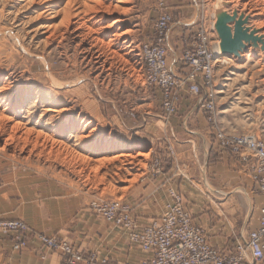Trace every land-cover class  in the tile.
<instances>
[{"label":"rangeland","instance_id":"rangeland-1","mask_svg":"<svg viewBox=\"0 0 264 264\" xmlns=\"http://www.w3.org/2000/svg\"><path fill=\"white\" fill-rule=\"evenodd\" d=\"M23 1L0 0V94L23 98L21 106L16 107L15 101L10 104L13 122H0V181L13 172L24 173L38 184L54 185L59 194L82 209L91 211L92 203L120 202L130 205L134 216L136 205L132 199L143 197L145 180L169 172L175 177L178 190V180L189 181L180 193L168 188L163 209L171 189L182 198L194 224L204 230L209 245L217 247L213 244L217 236L208 231L217 218L233 228L231 246L235 249L243 245L244 233L251 232L248 223L258 218L255 203L263 198L254 185L252 194L244 188L246 180L230 163L233 156L246 154L222 147L216 133L219 130L228 138L249 135L264 143V58L256 49H247L241 55L246 58L239 59L222 56L214 49L213 79L208 87L200 77L189 78L191 70L182 55L191 47V36L201 20L212 21L217 4L224 2L229 13L237 9L251 15L250 26L254 27L256 22L264 21V17L253 16L259 1L169 0L173 20L169 32H180L181 42L178 48L174 47V53L179 55L176 62L165 40L167 69L177 79L186 77L199 86L197 95L189 92L188 84L181 86L174 100L175 112L170 116L166 114L161 92L144 82L139 56L142 45L155 36L156 0H109L110 13L99 9L80 16L94 25L90 35L87 28L73 32L76 26L72 25L68 29L59 27L53 37L43 34L39 27L46 22L57 25L62 21L68 0L53 8V12H58L54 19L48 13L42 14L39 1L29 10ZM78 7L74 2L70 5L71 11ZM79 21L84 23L83 19ZM116 21L119 23L114 25ZM212 39L218 43L216 34ZM37 94H48L57 109L66 110L60 122L64 129L69 124L85 125L84 135L90 133L91 141L118 148L109 158L119 154L130 158H118L96 167L79 163L74 156L80 152L69 127L61 138L52 137L51 141V133L59 131L57 117L50 114L52 121L41 117L45 107L35 103ZM6 105L7 102L3 108ZM212 105L213 116L209 111ZM16 122L22 124V132L34 131L35 135L27 139L17 131L10 143V129ZM36 134L42 138L37 140ZM184 140H194L195 144L185 145ZM64 147L72 154L65 152ZM105 157L100 153L97 159ZM251 179L255 183L253 175Z\"/></svg>","mask_w":264,"mask_h":264},{"label":"built area","instance_id":"built-area-1","mask_svg":"<svg viewBox=\"0 0 264 264\" xmlns=\"http://www.w3.org/2000/svg\"><path fill=\"white\" fill-rule=\"evenodd\" d=\"M168 3L169 0H156L157 17L153 24L155 36L152 41L142 45L139 56L144 69V82L161 92L166 114L170 116L175 112L174 100L181 86L188 84L189 92L193 95L199 93V86L186 77L177 79L167 69L164 45L173 24ZM211 20L209 23L201 20L191 36V47L183 51L182 55L191 70L189 78L200 77L208 87L212 84L214 49H217L218 44L212 39L215 37L213 15ZM210 114L214 115L213 105ZM216 134L222 141V147H231L238 154L244 152L255 160L253 180L264 200V143L249 135L228 138L219 130ZM168 195L170 199L165 202L160 216L143 226H139L140 223L132 215L130 205L124 203H92L90 209L113 228L129 232V242L147 256L138 264H242L248 258L255 264L264 263V210L258 228L248 233L243 245L235 247V253L227 254L209 245L204 230L194 224L191 215L184 209L182 198L171 189ZM28 233L29 228L22 221L0 220V234L11 236L14 250L26 247ZM33 237L49 251L65 255L68 264L80 260V255L65 242L42 234ZM87 264L109 263L91 254Z\"/></svg>","mask_w":264,"mask_h":264},{"label":"crops","instance_id":"crops-1","mask_svg":"<svg viewBox=\"0 0 264 264\" xmlns=\"http://www.w3.org/2000/svg\"><path fill=\"white\" fill-rule=\"evenodd\" d=\"M180 36V32L178 34L171 31L166 38L169 53L171 52L173 58H176V62L179 55L174 53V47L178 48L179 41L181 42ZM172 43L175 45L172 46ZM194 133V135H201V133ZM185 136L189 137V135ZM183 142L185 145L195 144L194 140ZM187 157H190V153H187ZM230 163L241 174L242 179L246 180L247 185L244 188L247 191L252 194L253 185L258 190L251 179L255 167L253 158L246 155L233 156L230 158ZM173 177L169 172H164L145 180L143 197L132 199L136 205L134 218L138 222L147 225L158 218L162 213L163 203L167 199L168 188L171 187L179 192L183 184L187 185L186 182L189 181L184 178L178 180L180 181L178 190V183ZM159 201L161 203H158ZM255 204L258 218L248 223L250 231L258 228V221L264 210V200L259 199ZM157 205H159L158 208ZM139 206L142 209L139 210L137 208ZM0 220L22 221L29 228V233L26 235L28 243L21 250L13 249L11 236L0 234V264H68V258L65 255L60 252H51L41 246L33 237L35 234L54 237L60 242L69 244L80 255V260L74 264H87L91 254L106 260L109 264L124 262L138 264L147 258L129 242L128 231L113 228L88 209L77 207L71 199L59 194L54 185L38 184L34 179L26 177L24 173L13 172L0 181ZM208 231L212 236H217V240L213 243L217 249L230 254L235 253L234 247L231 246L234 236L232 227H227L221 219L217 218ZM247 233V231L244 233L241 243L246 242ZM242 264L255 263L248 258Z\"/></svg>","mask_w":264,"mask_h":264},{"label":"bare ground","instance_id":"bare-ground-1","mask_svg":"<svg viewBox=\"0 0 264 264\" xmlns=\"http://www.w3.org/2000/svg\"><path fill=\"white\" fill-rule=\"evenodd\" d=\"M25 1V2H24ZM23 1V3H25V6L26 7H29L28 8V10L30 9V7H33V5H35L36 4V2H38L39 1V3H42L41 4V6H43L42 7V9H43V13L42 14H47L48 13V16L50 17V19H54V18H56V16H58V12H53L52 10H53V8L54 7H57V5H61L62 4V2H63V0H24ZM257 1H259V7L257 8V9H255V13H254V17H264V0H256V2L255 3H257ZM75 3L76 4V6H80V7H78V8H76L74 11H71V9H70V5L72 4V3ZM125 3V2H124ZM255 5V4H254ZM99 9H103V12L105 11L106 13L107 12H109L111 9H112V5H111V2H109V0H86V2H79V1H77V0H68V2L65 4V6H64V9H63V19H62V21H59V23L57 24V25H54V24H50V22H46V23H44V24H42V25H40V27H39V29L40 30H42V32H43V34H45V35H48L49 37H53L54 35H55V32L57 31V29L59 28V27H63V28H65V29H68L69 27H71L72 25H73V28H74V25L76 26V28L74 29V31L73 32H75L76 30H80L81 28H87L88 29V31H89V35H90V30H91V32L93 31V28H94V25L92 24V23H90V21L89 20H86V21H84V18H81L80 16L81 15H83V16H85V14H89V13H96V12H98V10ZM114 9H115V7H114ZM120 10V9H119ZM101 12H102V10H100ZM104 12V13H105ZM110 13V12H109ZM112 13V12H111ZM253 13V12H252ZM94 15V14H93ZM247 15H249V14H247ZM250 16V20H251V15H249ZM81 19H83V24L81 25V24H79L78 23V21L79 20H81ZM85 19H87V18H85ZM92 20V19H91ZM73 21V22H72ZM94 21V20H93ZM80 22V21H79ZM82 23V22H81ZM116 23H119V21H116L115 23H114V25L116 24ZM255 23V22H254ZM77 25H78V27H77ZM112 25V24H111ZM187 25V24H186ZM254 25V27H251L250 26V21H249V27L251 28V29H253L254 31H256V33H257V36L258 37H260L263 41H264V21L263 22H261V23H255V24H253ZM98 27V26H97ZM110 27V26H109ZM100 28V27H99ZM102 28H104V27H102ZM83 29H81V30H83ZM106 29V28H105ZM107 29H108V26H107ZM96 30V29H95ZM109 30V29H108ZM87 31V32H88ZM40 32V31H39ZM97 32V31H96ZM100 32V31H99ZM72 33V32H71ZM57 34V33H56ZM60 34V33H59ZM62 34H64V33H62ZM78 34V33H77ZM85 34V33H84ZM115 35V34H114ZM118 36V35H117ZM48 37V38H49ZM79 37H82V35L81 36H79ZM119 37V36H118ZM60 38V37H59ZM75 38V37H74ZM77 38V37H76ZM83 38V37H82ZM84 38H85V36H84ZM114 38V41H117L118 40V38L117 37H113ZM117 38V39H116ZM120 38V37H119ZM86 39V38H85ZM92 39V38H91ZM97 40V39H96ZM87 41V40H86ZM111 41V40H110ZM113 41V40H112ZM100 42H101V40H100ZM80 44H82V43H80ZM99 44V43H98ZM100 46H101V44H99ZM99 46V47H100ZM102 46H104V45H102ZM109 47V46H108ZM258 47H259V49H257V51L260 53V55L264 58V54H263V52L261 51V49H260V44H258ZM100 49V48H99ZM249 49H252V48H249ZM217 50V49H216ZM252 50H254V49H252ZM102 54V53H101ZM242 55V54H241ZM248 55V54H247ZM102 57V56H101ZM241 57H245V56H240V58ZM246 58V57H245ZM244 58V59H245ZM95 59H96V57H95ZM107 59V58H106ZM101 62V61H100ZM1 81V80H0ZM5 85V84H4ZM6 86V85H5ZM25 94V93H24ZM22 96V95H21ZM7 99H8V101H7ZM12 101H15V104H16V107L17 106H21V105H23V98H21L20 96L18 97V98H14V97H8V96H6V95H4V94H0V122H3V123H6V122H8V123H12L13 122V117H11V116H13V114L10 112L11 110H10V104H11V102ZM7 102V105H6V107L5 108H3L4 107V105H5V103ZM19 103V104H18ZM35 103L36 104H43L44 105V107H45V111H44V114H42L41 115V117H46V118H48V121H52L54 118L50 115V114H54L56 117H57V124H58V126H56V128H59L58 130V132H57V130H56V132H52L51 133V135L49 136V137H51V141H52V137H56L57 136V138H61L64 134H65V129L67 128L68 129V127L71 129V131H72V134L71 135H74V138H75V147H76V149L80 152L79 154V156L77 155V156H74V157H76V158H78V160L80 161L79 163H83V165L84 164H87V165H95V167H96V165L97 166H100V165H103V164H105V163H111V162H115V161H117V159L119 158H122L123 159V157H127V159H129L128 158V156H126L125 154H119L118 156H116V157H113V158H109V156L111 155V154H114L115 155V153H117V151H118V148H116V147H114V146H111V145H109V144H101V143H96V142H93V141H91V139L92 138H90V137H88L89 136V134H88V136L86 135H84L85 133H84V130L86 129V127L87 126H82V127H79V126H75V125H73L72 126V124L70 125L69 123V126H66V128L64 129L62 126H61V121H62V119H63V116H65L66 114V110H64V109H62V110H60V109H57L54 105V103L52 102V101H50L49 100V95L48 94H45L44 96H42L41 94H37V95H35ZM210 111V110H209ZM13 112V111H12ZM54 116V117H55ZM68 118V117H67ZM66 118V119H67ZM66 121V120H65ZM78 122V121H77ZM81 122V121H80ZM66 123V122H65ZM13 125V124H12ZM22 124H20V122H16L12 127H11V133H12V135L11 134H9V141L10 140H12L13 141V135L15 134V132H17V131H19L22 135H23V137L25 136V138L27 137V139H28V137L30 136H32V135H35V132L34 131H25V132H22L21 131V128H22V126H21ZM88 125V124H87ZM90 125V124H89ZM2 126V125H1ZM72 126V127H71ZM4 127V126H3ZM2 130V129H1ZM0 130V132H2ZM95 132V131H94ZM93 132V133H94ZM9 133V132H8ZM3 135V134H2ZM21 136V135H20ZM36 139L38 138V139H41L42 137H41V134H36ZM0 137H1V135H0ZM22 137V138H23ZM41 137V138H40ZM17 138V137H16ZM15 139V138H14ZM33 139H34V137H33ZM37 139V140H38ZM45 140L46 139H48V138H44ZM21 140V139H20ZM28 141V140H27ZM35 141V140H34ZM48 141H50V139H48ZM48 141H46L45 143L47 144V142ZM36 142V141H35ZM44 142V141H43ZM57 142V141H56ZM6 143V142H5ZM10 143H12L11 141H10ZM14 143V142H13ZM24 143L26 144V140L24 141ZM28 143V142H27ZM7 144V143H6ZM35 144V143H34ZM48 144H49V142H48ZM47 144V145H48ZM53 144H54V142H53ZM42 145H45V144H43L42 143ZM60 144H57V145H55V146H59ZM54 146V145H53ZM54 146V147H55ZM61 146V145H60ZM45 147L46 146H44L43 148L45 149ZM66 147V146H65ZM64 147V151L65 152H67V153H69V155L70 154H72V152H69V150H67L66 148ZM60 148V147H59ZM58 148V149H59ZM63 148V147H62ZM53 149H55V148H53ZM53 149H51V150H53ZM58 149H57V151H58ZM50 150V151H51ZM63 150V149H62ZM49 151V152H50ZM60 151V150H59ZM64 151H62V152H64ZM72 151V150H71ZM119 151L120 152H122L123 153V148H120L119 149ZM100 153H102L103 155H105L106 157L104 158V159H102V160H98L97 159V156L100 154ZM50 154H51V152H50ZM73 155H74V153H73ZM58 156H61V154L59 153V155ZM68 156V155H67ZM63 157V155L61 156V158ZM60 158V157H59ZM69 159H74L72 156H70V157H68ZM75 158V159H76ZM75 159H74V161H75ZM121 160V159H120ZM70 161V160H69ZM68 161V162H69ZM129 161V160H128ZM128 163V162H127ZM131 162H129V164H130ZM87 165H85V168H86V166ZM93 167V166H92ZM125 169V168H124ZM119 172V171H118ZM121 173V172H120ZM115 175V174H114Z\"/></svg>","mask_w":264,"mask_h":264},{"label":"water","instance_id":"water-1","mask_svg":"<svg viewBox=\"0 0 264 264\" xmlns=\"http://www.w3.org/2000/svg\"><path fill=\"white\" fill-rule=\"evenodd\" d=\"M224 7L225 3L220 2L213 12V30L218 39V53L239 59L247 49L257 50L260 44L264 54V41L249 27L250 16L237 9L229 13Z\"/></svg>","mask_w":264,"mask_h":264}]
</instances>
